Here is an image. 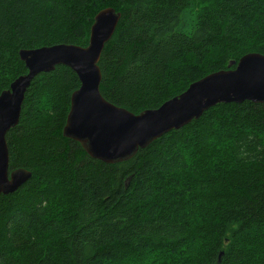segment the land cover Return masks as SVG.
<instances>
[{"label": "trees", "instance_id": "1", "mask_svg": "<svg viewBox=\"0 0 264 264\" xmlns=\"http://www.w3.org/2000/svg\"><path fill=\"white\" fill-rule=\"evenodd\" d=\"M105 6L121 16L100 92L135 113L264 53V0H0V92L27 71L20 48L86 45ZM79 84L37 73L6 133L9 170L31 176L0 193V264H264V102H217L108 163L62 134Z\"/></svg>", "mask_w": 264, "mask_h": 264}, {"label": "water", "instance_id": "2", "mask_svg": "<svg viewBox=\"0 0 264 264\" xmlns=\"http://www.w3.org/2000/svg\"><path fill=\"white\" fill-rule=\"evenodd\" d=\"M120 16L113 6L100 8L93 16L86 45L59 42L19 49L27 71L0 92V193L14 191L31 176L24 167L9 170L6 133L19 120L31 79L58 64L72 68L80 81L70 94L62 134L79 142L90 156L108 163L130 159L139 148L200 116L217 102H264V53L258 51L246 52L226 68L192 81L155 108L135 113L107 100L99 88L102 73L98 61Z\"/></svg>", "mask_w": 264, "mask_h": 264}, {"label": "bare ground", "instance_id": "3", "mask_svg": "<svg viewBox=\"0 0 264 264\" xmlns=\"http://www.w3.org/2000/svg\"><path fill=\"white\" fill-rule=\"evenodd\" d=\"M113 35V34H112ZM134 156V155H133Z\"/></svg>", "mask_w": 264, "mask_h": 264}]
</instances>
